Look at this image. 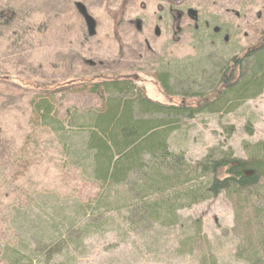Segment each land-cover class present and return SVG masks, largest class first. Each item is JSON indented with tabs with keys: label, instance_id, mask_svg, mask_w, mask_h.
Here are the masks:
<instances>
[{
	"label": "rangeland",
	"instance_id": "rangeland-1",
	"mask_svg": "<svg viewBox=\"0 0 264 264\" xmlns=\"http://www.w3.org/2000/svg\"><path fill=\"white\" fill-rule=\"evenodd\" d=\"M79 7L94 20V36ZM189 9L198 12L196 23ZM215 27L223 31L220 39ZM262 32L264 0H0V264H199L198 251H178L180 241L195 236L197 223L217 264H243L236 254L250 237L252 218L236 224L225 193L180 211L170 229L131 230L109 213H88L71 227L78 203L97 200L100 187L72 166L34 102L55 93V114L67 123L70 111L102 109L94 84L129 78L153 101L190 104L165 97L159 77L196 61L198 67L208 62L200 71L207 76L212 64L257 46ZM263 140L264 92L228 115L184 121L169 143L194 164L210 151L244 159ZM46 237L54 244L44 243Z\"/></svg>",
	"mask_w": 264,
	"mask_h": 264
},
{
	"label": "trees",
	"instance_id": "trees-1",
	"mask_svg": "<svg viewBox=\"0 0 264 264\" xmlns=\"http://www.w3.org/2000/svg\"><path fill=\"white\" fill-rule=\"evenodd\" d=\"M222 63L212 64L207 76L200 71L208 62L198 67L196 61L193 67L179 65L174 73L159 77L157 84L165 97H184L190 104L153 101L129 78L102 79L94 84L91 92L104 102L102 109L70 111L67 123L55 114V93L47 92L34 102L42 125L58 137L72 166L100 187L97 200L78 203L79 209L68 219L71 227L88 213L93 218L109 213L131 230L148 229L152 224L170 229L178 224L180 211L225 193L233 202L236 224L244 216L252 218L248 222L250 237L244 236L246 242L238 247L236 260L264 264V140L250 147L244 159L232 152L210 151L194 164L184 152L173 151L169 143L184 121L204 113L228 115L263 94L264 32L257 46ZM247 133L252 135L251 129ZM196 227L194 237L179 242L180 255L194 256L198 251L199 264H217L210 243L204 245L201 225ZM47 230L44 228L49 236L54 234ZM44 239V243L54 244L52 237ZM54 254L57 251L50 252L51 258Z\"/></svg>",
	"mask_w": 264,
	"mask_h": 264
},
{
	"label": "water",
	"instance_id": "water-1",
	"mask_svg": "<svg viewBox=\"0 0 264 264\" xmlns=\"http://www.w3.org/2000/svg\"><path fill=\"white\" fill-rule=\"evenodd\" d=\"M79 11L82 14L84 21H85V23L89 29V36H94L95 29H96V25H95L94 20L90 16H88V14L86 13V11L84 9L79 7ZM188 15L193 20L194 23H196L198 21V12L197 11H195L193 9H189ZM214 31L218 32L219 28L218 27L214 28ZM156 34L159 35L158 30H157Z\"/></svg>",
	"mask_w": 264,
	"mask_h": 264
},
{
	"label": "flooded vegetation",
	"instance_id": "flooded-vegetation-1",
	"mask_svg": "<svg viewBox=\"0 0 264 264\" xmlns=\"http://www.w3.org/2000/svg\"><path fill=\"white\" fill-rule=\"evenodd\" d=\"M187 15H188V12H187ZM189 16V15H188ZM197 25H195V29H197ZM213 33L215 34V35H218V36H220V37H222L221 36V34H223V32H222V29L221 28H219V31L218 32H215L214 30H213ZM223 40H224V42H227L228 41V36L227 35H225L224 36V38H223Z\"/></svg>",
	"mask_w": 264,
	"mask_h": 264
}]
</instances>
